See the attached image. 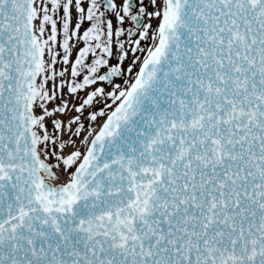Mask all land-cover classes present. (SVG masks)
Segmentation results:
<instances>
[{"label":"snow or ice","instance_id":"6c2138e0","mask_svg":"<svg viewBox=\"0 0 264 264\" xmlns=\"http://www.w3.org/2000/svg\"><path fill=\"white\" fill-rule=\"evenodd\" d=\"M0 264H264V0H0Z\"/></svg>","mask_w":264,"mask_h":264}]
</instances>
